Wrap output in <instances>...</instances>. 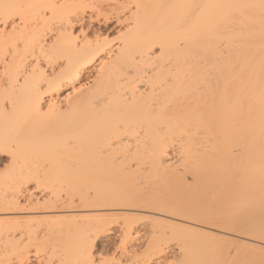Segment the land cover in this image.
<instances>
[{"label":"bare ground","instance_id":"bare-ground-1","mask_svg":"<svg viewBox=\"0 0 264 264\" xmlns=\"http://www.w3.org/2000/svg\"><path fill=\"white\" fill-rule=\"evenodd\" d=\"M0 165V264H264V0H0Z\"/></svg>","mask_w":264,"mask_h":264},{"label":"rangeland","instance_id":"rangeland-1","mask_svg":"<svg viewBox=\"0 0 264 264\" xmlns=\"http://www.w3.org/2000/svg\"><path fill=\"white\" fill-rule=\"evenodd\" d=\"M3 169V166L0 165V171ZM110 239L107 240V243H104L105 246H100L98 245V249H97V253L101 255H103V258H114L115 256H117L118 254V241H119V237L115 235L110 236ZM101 240H105V238L103 239V237L101 238ZM108 245V247H107ZM101 247V248H100ZM99 251V252H98Z\"/></svg>","mask_w":264,"mask_h":264}]
</instances>
